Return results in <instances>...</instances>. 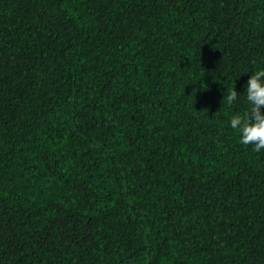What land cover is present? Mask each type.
Instances as JSON below:
<instances>
[{"label": "trees", "instance_id": "obj_1", "mask_svg": "<svg viewBox=\"0 0 264 264\" xmlns=\"http://www.w3.org/2000/svg\"><path fill=\"white\" fill-rule=\"evenodd\" d=\"M258 67L264 0H0V264H264Z\"/></svg>", "mask_w": 264, "mask_h": 264}, {"label": "clouds", "instance_id": "obj_2", "mask_svg": "<svg viewBox=\"0 0 264 264\" xmlns=\"http://www.w3.org/2000/svg\"><path fill=\"white\" fill-rule=\"evenodd\" d=\"M243 91L238 92L234 86L224 92L221 103L231 109L237 103L247 105L243 113L230 115L227 126L238 134V142L251 146L253 152H264V67L251 71Z\"/></svg>", "mask_w": 264, "mask_h": 264}]
</instances>
